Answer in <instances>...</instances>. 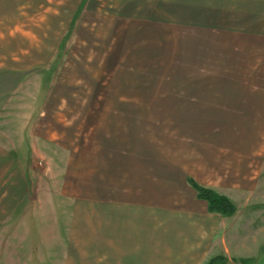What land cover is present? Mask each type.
<instances>
[{"label":"rangeland","instance_id":"obj_1","mask_svg":"<svg viewBox=\"0 0 264 264\" xmlns=\"http://www.w3.org/2000/svg\"><path fill=\"white\" fill-rule=\"evenodd\" d=\"M260 2L0 0V264L60 252L63 208L80 195L90 215L109 154L127 146L165 175L148 203L194 201L190 175L237 208L210 212V240L167 218L145 249L165 264H264Z\"/></svg>","mask_w":264,"mask_h":264},{"label":"crops","instance_id":"obj_2","mask_svg":"<svg viewBox=\"0 0 264 264\" xmlns=\"http://www.w3.org/2000/svg\"><path fill=\"white\" fill-rule=\"evenodd\" d=\"M253 8L264 11V3L260 2ZM124 145L127 143L125 142ZM116 149H118L117 152ZM116 149L114 155L109 154L108 165L101 173L104 175L100 174L104 177L103 181H99L100 185L102 182H108L107 186L104 185L107 190L104 187L94 190L96 197L87 207L92 210L90 215L83 211L80 216V195H75L73 202H67L66 210L63 208L69 223L67 235L61 237V251L55 250L54 254H44L41 260L36 255L34 264H42L43 261L45 264H130V262L131 264H165L163 260H158L160 255L156 251L145 249L143 241L150 233L157 238L158 234L162 233L167 218L172 220L171 224L177 226L187 217L194 224L209 227L206 235H211L213 214L208 210L207 202L198 198L197 192H194L193 186L188 181V178H194L193 176L185 175L184 186L194 192V201L186 200L174 206V211L169 214L165 206L148 203L150 187L155 189L162 187L165 177L161 170L155 169L150 172L146 156L148 151H135L129 146L123 150L121 147ZM72 174L66 175V178H74L75 173L72 172ZM150 174L155 177L152 181L149 180ZM77 190L80 193V185L77 186ZM114 191H116L115 194ZM119 192L126 194L122 196ZM97 193H104L105 199L100 197L98 199ZM192 203L198 208L192 207ZM212 237L213 235L206 239L210 240ZM133 238L138 242L137 248L128 253L127 250ZM185 239L191 240L190 237ZM52 240L55 242L58 239ZM130 258H132L131 261Z\"/></svg>","mask_w":264,"mask_h":264},{"label":"trees","instance_id":"obj_3","mask_svg":"<svg viewBox=\"0 0 264 264\" xmlns=\"http://www.w3.org/2000/svg\"><path fill=\"white\" fill-rule=\"evenodd\" d=\"M188 181L197 191L198 198L207 202L208 210L210 212H218L222 215L231 216L237 211L235 204L227 195L221 194L210 187L200 184L192 177H189ZM221 263L222 260H220V257L217 256L210 259L205 264Z\"/></svg>","mask_w":264,"mask_h":264}]
</instances>
